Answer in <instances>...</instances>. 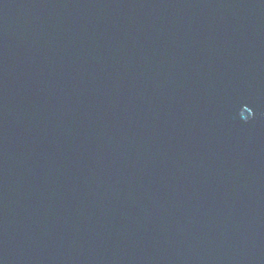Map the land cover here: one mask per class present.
<instances>
[{
    "label": "water",
    "instance_id": "1",
    "mask_svg": "<svg viewBox=\"0 0 264 264\" xmlns=\"http://www.w3.org/2000/svg\"><path fill=\"white\" fill-rule=\"evenodd\" d=\"M0 264H264V0H0Z\"/></svg>",
    "mask_w": 264,
    "mask_h": 264
}]
</instances>
